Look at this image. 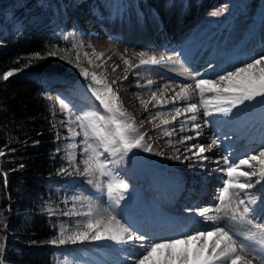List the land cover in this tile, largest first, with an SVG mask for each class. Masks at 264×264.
Wrapping results in <instances>:
<instances>
[{"label":"bare ground","instance_id":"obj_1","mask_svg":"<svg viewBox=\"0 0 264 264\" xmlns=\"http://www.w3.org/2000/svg\"><path fill=\"white\" fill-rule=\"evenodd\" d=\"M259 2L264 0H125L108 6L111 7L110 10H95L99 19L93 26L95 28L87 30L93 32L89 41L96 47L94 50L99 56L103 54L99 61L103 76L106 83L111 84L119 95L126 112L135 118L137 125H143L140 131L147 133L145 142L151 144L153 150L145 152L143 149H134L122 162L109 165L114 169L116 176L129 184L125 198L115 206V214L122 222L127 223L135 234H145L146 240L136 242V246L131 243L118 245L111 241H87L89 245L87 244L86 250H81V261L78 264H134L133 254L138 255L142 251L138 247L139 243L148 245L180 238L196 231L211 230L215 226L230 228L232 232L246 231L250 227L226 219L208 225L204 224L205 220L202 223L201 219H198L200 216L183 215L181 211L183 208H193L194 204L197 208L203 204L213 205L214 209L218 205L217 189L221 188L223 180L228 178L226 171L220 170L227 168L221 160L222 152L226 153L225 150L229 151L239 144L238 153L232 155L230 160L237 162L235 159L238 155L243 158L264 150V116H260L261 113L264 114V105L257 101H246L234 108L230 116L224 117L233 121L235 117L246 112L245 116L235 123L236 129H247L245 135L237 134V130L233 133L224 127L218 120L221 114L217 112L204 116L203 105L195 113L197 118L201 119L198 123L201 127L194 130L193 125L198 121H191L189 117L193 113L186 112L185 108L187 103L200 100L199 90L195 89L196 80L217 79L236 67L264 56V5L260 10L257 9L256 14H251ZM86 3L87 1H80L72 5L76 10L75 16L89 9ZM210 5L212 8L218 6L217 12L227 17L221 25L207 24V7ZM68 12L70 13V7ZM180 44H184L183 48ZM187 47L194 49L189 51L193 57L201 58L193 60H202L209 56V62L214 63V57L219 54L223 63L206 70L195 79L194 76L188 78L170 73L166 66L181 70L178 58H182ZM140 52L146 54L144 59L155 56L157 59L164 57V61L158 65L136 67L141 59L137 55ZM122 58L128 59L129 63L125 64ZM117 65L119 67L113 72V67ZM261 67H264V61L257 66L256 71ZM125 76L128 77L127 80L124 79ZM113 81L116 83L113 84ZM149 81H152L151 85ZM184 84L193 86L188 90L189 93L193 91V94H190L191 99H177L172 103L175 93ZM153 93H156L155 100L152 99ZM204 95L211 99L215 93L206 91ZM141 100L145 104H141ZM145 105L148 111L145 110ZM97 108L94 104L85 105V109ZM175 108H180L182 114L173 121L172 118L176 116ZM209 109L213 110L214 105L210 104ZM157 112L161 115L153 119ZM94 119L96 116L92 113L87 116L88 121ZM164 120L172 123L164 125ZM181 124L184 125L183 131L180 130ZM165 127L169 130L175 128L176 131L168 137L163 131ZM196 131L201 133L199 137L196 136ZM226 134L232 136L231 140L220 143L219 139ZM189 135L194 139L186 141L185 144L177 143L181 137ZM212 135L218 139L219 146L205 153L210 157L208 161L203 162L206 167H199L195 157L184 159L185 156H191V153L186 151L187 146L201 143L207 146L211 143L209 138ZM169 139L172 140L171 145L167 143ZM177 148L180 149L179 152L176 151ZM80 156L84 157L83 153H80ZM107 156L105 153V157ZM176 156H180V159H175ZM217 159L221 161L219 166L214 163ZM242 167L244 170H250ZM255 179L256 177H253V183ZM106 181L107 178H104V182ZM95 182L94 180L93 183ZM259 189L260 185H256L248 192L255 193ZM83 195L92 197V203L99 204L101 208H108L111 204L106 193L96 189H86ZM241 196L243 197L244 193ZM206 201L208 203H205ZM87 203L88 201L84 200L85 207L82 210H86ZM260 207L264 210V204L260 203ZM212 213L217 215L215 211ZM176 234L180 236L175 237ZM253 264L257 262L254 261Z\"/></svg>","mask_w":264,"mask_h":264},{"label":"snow or ice","instance_id":"obj_2","mask_svg":"<svg viewBox=\"0 0 264 264\" xmlns=\"http://www.w3.org/2000/svg\"><path fill=\"white\" fill-rule=\"evenodd\" d=\"M68 39L67 36L64 37ZM76 45H73V52L76 57L75 66L79 67L80 53L75 51ZM66 53L68 49L64 50ZM55 51H48L46 54L39 52L34 53L32 60L46 59L48 56H55ZM102 53L97 59L102 57ZM137 55L141 57L139 65H158L164 61V57L157 59L155 56H150L144 59L145 53L140 52ZM90 64L94 67H101L100 64L94 62L84 54ZM61 56L60 59H64ZM125 64L129 61L122 58ZM264 61V56L259 59H254L251 62L244 64L241 67H236L233 71H229L224 75L218 76L217 79H199L195 81V89L199 90L200 104L204 106L203 115L209 116V105H214V111L228 117L232 114L233 109L238 105L244 104L246 101H257L264 105V67L256 71L257 66ZM72 61L69 60V63ZM119 65L113 67L115 72ZM14 71H18L14 70ZM14 71H7L2 74L3 80H8L14 74ZM81 75L85 78L91 77L93 84L101 86L93 88L92 84L89 88L92 90V95L99 101V106L103 108L105 114L98 115V123L91 129L84 123L83 116L77 115L69 104L65 103L63 99L59 101L61 110L68 117V136L69 141H75L77 136L82 134L83 139L76 143H69L66 148L67 159L71 165H75L73 173H68L66 168H61L58 174H76L84 176L87 183L93 185L98 192H105L111 204L108 208H101L99 204L92 203V197H84L82 194L71 195L66 197L64 203L72 201V207L67 211H63L61 215L68 217H81L82 219L75 221L72 224L65 225L61 223L58 228V234L55 238L46 243L57 247L65 245H76L85 241H111L118 245L133 244L146 240L145 234H135L133 229L122 222L115 214V206L125 198V193L129 189V184L122 178L115 175L114 169L109 165H116L122 162L129 153L134 149H143L145 152H151L152 145L145 142L146 132H141L142 124L137 125L135 118L129 115L124 109L123 103L119 100V95L113 90L112 85L105 82L98 74L88 72L81 69ZM128 79L127 76L124 77ZM195 79V77H193ZM113 84L116 81L112 82ZM149 85L152 81L148 82ZM223 85V87H221ZM139 87H144L139 85ZM192 85H181L180 90L175 93L172 98V103L177 99L189 101L191 95L188 90L192 89ZM215 93L211 99H206L205 92ZM257 98H260L257 100ZM152 99H156V93H153ZM141 104H145L143 100ZM159 103V102H158ZM145 110L148 111L146 105ZM176 117L180 116L181 109H174ZM185 111L193 113L189 117L191 121H196L195 113L199 111L197 104L187 103ZM161 113L157 112L153 119L159 117ZM74 117V119H73ZM78 124L80 131L74 130L71 125ZM172 121L164 120V125L171 124ZM157 127H160L157 125ZM201 127L199 124H194V130ZM181 131L184 130V125L181 124ZM164 134L171 137L176 131L175 128L169 130L167 127L163 129ZM201 133L196 131V136L199 137ZM194 137H181L177 143L185 144L186 141L193 140ZM34 143H39L35 141ZM170 145L172 140L167 141ZM83 145L82 153L84 158L80 161L83 164L81 169L76 165V157L72 154L76 148ZM218 139H212L211 143L205 146L201 144H192L187 146L186 151L191 153V156H185L184 159L190 160L195 157L199 162V167H206L203 163L210 159L205 155L206 152H211L215 147H218ZM102 149V150H101ZM11 151H15L12 149ZM60 151V149H57ZM180 151L179 148L176 149ZM105 153L108 154L105 157ZM6 153L0 149V157L5 156ZM108 157H118V159H109ZM180 159V156L174 157ZM221 160L226 169L228 179H226L220 189H218V205L215 209L203 208L199 210V216L209 220H228L230 222H237L243 225L250 226L246 231L232 232L230 228L223 226H215L211 230L196 231L193 234H186L180 238L166 239L159 242H153L148 245L139 243V249L142 251L136 255L133 254L134 264H264V224L255 223V216L252 215L256 209L252 206L257 205L258 197L254 193H249V189H253L256 185H260L259 191L264 192V150L258 154L248 156L240 159L238 162H230L228 155H223ZM220 160L214 161L217 166ZM196 167L197 165H190ZM245 166L247 169L244 170ZM253 177H256L255 182H252ZM104 178L107 181L104 182ZM243 178V180L241 179ZM96 181L95 184L93 181ZM245 195L242 197L241 194ZM87 200L86 210H82L85 205L81 203V210L76 207L77 202ZM264 204V200H261ZM215 211L217 215H209L210 212ZM50 214H55L51 212ZM3 222L0 221V224ZM7 227V225H4ZM35 243V241H33ZM5 249L4 243L0 242V264H4L3 252ZM126 250V249H125ZM59 264H68L67 260L60 261Z\"/></svg>","mask_w":264,"mask_h":264},{"label":"trees","instance_id":"obj_3","mask_svg":"<svg viewBox=\"0 0 264 264\" xmlns=\"http://www.w3.org/2000/svg\"><path fill=\"white\" fill-rule=\"evenodd\" d=\"M69 1L0 0V77L18 69L8 80L0 78V149L6 153L0 157L4 264L63 261L60 247L46 242L57 236L59 225L69 218L61 213L70 209L72 201L65 204L64 200L74 190L76 174H58L61 168L73 173L75 166L67 159L69 141L62 136L49 92L56 79L75 88L97 85L72 64L52 56L40 60L31 57L37 52L65 49L68 56H75L73 45L75 50L82 47L71 31L65 32L58 25Z\"/></svg>","mask_w":264,"mask_h":264},{"label":"rangeland","instance_id":"obj_4","mask_svg":"<svg viewBox=\"0 0 264 264\" xmlns=\"http://www.w3.org/2000/svg\"><path fill=\"white\" fill-rule=\"evenodd\" d=\"M85 2L87 1V5L89 7V9L87 10H83L82 12H80V14L78 16L76 15V10H74L72 8V5L74 6L77 2ZM91 0H70L68 6L70 7V13L67 10V7L63 8V12L60 15L61 21L59 20V27L62 28V30H66L65 32H69L71 31L72 33V37H74V39L78 42H80L82 44L81 48L76 49L75 51H78L80 53V60H79V67L75 66L76 64V57L75 56H68V54H66L65 52H62L60 50H56L55 56H52L53 58H56L59 61H62L64 63L67 64H72V66L74 67V69L77 70H81V69H85L88 72H93L95 71L98 76H100L102 79H105V77L103 76V71H102V66L101 67H94L93 64H90L88 62V59L85 58L84 54L87 53L88 57L94 62V64H99L100 59H97V57L99 56L98 52L95 51L96 47L94 48V46L90 43V37H91V33L93 34V32H91L90 30H87V28H95L93 26L96 25V21L97 19H99V17H96L95 15V10L96 9H103L106 8L108 10L111 9V7L108 6H112V5H117L119 2H124L125 0H92V2L90 3ZM152 0H149V2H151ZM260 3V2H259ZM260 5V4H259ZM259 5H256V8L258 9ZM264 5V2L262 3V6ZM216 7V8H215ZM208 12H207V24H219L221 25L226 19L227 17L221 13V12H217L218 10V6H214L212 8V6H208ZM252 9L251 14H256L257 13V9ZM260 10V9H258ZM209 15V16H208ZM100 29V28H98ZM95 49V50H94ZM74 53V52H73ZM61 56H64V59H60ZM69 60H71L72 62L69 63ZM178 61L182 62L180 58H178ZM166 68H168L166 66ZM170 69V68H168ZM197 73V72H196ZM195 72H189L188 76H194L196 74ZM106 82V80H105ZM52 88L50 91V97L53 101V104L55 106L56 112H57V116H58V121L60 124V127L62 129V136L63 137H67L68 136V126H67V119L68 117L66 116V114L61 110L60 108V104L59 101L61 99L64 100L65 103L69 104V106L73 109V111L77 114V115H82L83 116V120L84 123L91 129L92 127H94L97 123H98V115L99 114H105L104 110L102 107L99 106V101H94V99H96L93 95H92V91H89V87H82L80 88L79 86H75L67 81H61V80H53L51 82ZM101 86H97V88H99ZM190 94H193V91L190 92ZM206 99H210L207 95H204ZM193 103L197 104L198 109H200L202 107V104H200V102L198 100L194 101ZM97 105V109H85V105ZM86 110V111H85ZM209 111L211 113H216L214 111V109H209ZM84 112V114H82ZM92 113L96 116V119L94 120H87V116ZM74 119V117H73ZM201 119L197 118L196 121H198L195 124H198L200 122ZM71 127L76 130L77 132L80 131V128L78 126V124H72ZM213 135L210 136V140L212 141L213 139ZM83 139L82 134L80 136L76 137V140L73 141H69V143H76L79 144V142ZM82 145V144H81ZM79 146L78 148H76V150L72 153L75 157H76V165H79V167L82 169L83 168V164L80 163V161L84 158L80 156V153H82V146ZM218 160V159H217ZM75 166V165H74ZM87 179L84 176L81 175H76V178L72 179V183H73V192L71 195H78V194H82L84 193V191L86 189H95L93 185H90L87 183ZM221 181L222 178L220 177ZM83 181V182H82ZM224 181V180H223ZM84 196V195H83ZM81 203H84V200L77 202L76 207L78 210H81ZM72 207V203L70 205V208ZM55 211V209L53 210ZM82 219L81 217H69L67 218V220H64V223L69 222V224L74 223L77 220ZM87 244L89 245V243L87 241L83 242V243H79L76 245H65V246H60V253L63 256V261L66 259L68 264H78L81 261V255L80 252L81 250H86L87 249Z\"/></svg>","mask_w":264,"mask_h":264}]
</instances>
